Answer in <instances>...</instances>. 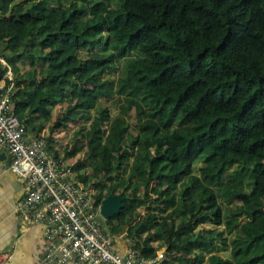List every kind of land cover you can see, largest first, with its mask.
Wrapping results in <instances>:
<instances>
[{"label":"trees","instance_id":"trees-1","mask_svg":"<svg viewBox=\"0 0 264 264\" xmlns=\"http://www.w3.org/2000/svg\"><path fill=\"white\" fill-rule=\"evenodd\" d=\"M66 1L0 0V75L9 65L27 130H47L53 149L54 132L83 119V141L56 151L86 147L73 170L99 186L96 203L122 195L105 229L138 255L164 247L158 264H264V0ZM116 94L127 102L105 131L91 109ZM131 108L141 122L125 142ZM175 118L190 126L177 131ZM207 221L224 228L196 230Z\"/></svg>","mask_w":264,"mask_h":264},{"label":"built area","instance_id":"built-area-1","mask_svg":"<svg viewBox=\"0 0 264 264\" xmlns=\"http://www.w3.org/2000/svg\"><path fill=\"white\" fill-rule=\"evenodd\" d=\"M0 62L6 63L2 57ZM14 76L10 66L0 75V152L9 159L3 171L23 181L24 194L16 204L27 222L43 223V260L47 264H158L164 247L145 257L132 251L121 254L105 229L93 185L75 175L68 159L48 146L43 134H29L13 110ZM11 251L0 250V264Z\"/></svg>","mask_w":264,"mask_h":264},{"label":"crops","instance_id":"crops-1","mask_svg":"<svg viewBox=\"0 0 264 264\" xmlns=\"http://www.w3.org/2000/svg\"><path fill=\"white\" fill-rule=\"evenodd\" d=\"M8 159L5 151L0 157V250L11 251V256L4 264H47L42 258L43 223H27L19 215L16 204L24 194V185L15 173L1 169ZM133 244L124 233L112 236V245L121 254L136 253Z\"/></svg>","mask_w":264,"mask_h":264},{"label":"rangeland","instance_id":"rangeland-1","mask_svg":"<svg viewBox=\"0 0 264 264\" xmlns=\"http://www.w3.org/2000/svg\"><path fill=\"white\" fill-rule=\"evenodd\" d=\"M69 2L68 0L66 1V3ZM74 53L78 56H82L83 58H88L91 54V52H87L84 50H74ZM124 63H125V57H121L116 61V69L113 71L115 76L120 75V72L122 71L123 67H124ZM127 102L122 96L120 95H113V96H101L99 103L95 106V108L91 109V112L93 114L96 113H102L103 114V123H102V128L106 131L109 128V122L110 120L120 114V110H121V105L122 103ZM65 105V102L62 104H57L54 108L53 111V117L51 119V121H54L61 113H62V109L63 106ZM123 117L126 119L127 123H128V133L124 136V140L125 142H129L130 139L132 138V136L138 131V126L141 122V120L139 119V117L136 114V109L131 108L129 109L124 115ZM83 123V119L82 118H77L75 120H68L67 123L63 126H60V128H58L56 131L54 132V147L53 151H55L58 155L63 156L65 159H68L69 162L71 164H74L76 162V160L78 159H84L85 154H84V150L86 147H83L81 150L79 151H75V153L69 157H66L65 154V150H62L61 153H58L56 150H58L59 147H65L67 149H70L71 146H73L76 142L78 141H83L81 135L79 134L78 130L80 125ZM170 127L175 128L177 131L179 132H183V130L185 128H188V126H190L189 122H185L183 120L180 119H173L170 121L169 123ZM48 131L46 130L45 132H43L42 134L45 136V138L47 139V135H48ZM124 142V144H125ZM48 146H49V142H48ZM179 157H182L181 154ZM231 169V167L228 166H224L222 168V173H225L226 170ZM90 171V166L86 165V167L84 168V172H89ZM99 187V186H98ZM98 187L97 186H93V190L94 191H98ZM240 204L241 201L239 199H234L232 202H221L222 208L224 210V213L226 211L232 210L234 204ZM243 217H240V220H242ZM224 228L222 224L220 225H216L215 223H212L210 221H207L205 223L199 224L196 227V230H202V232L208 228ZM226 236V249L225 250H220L221 254L225 255L226 258H229L230 256L229 254V248H230V235L228 233H225ZM216 244L220 245L221 241L220 238L217 237L216 238Z\"/></svg>","mask_w":264,"mask_h":264},{"label":"water","instance_id":"water-1","mask_svg":"<svg viewBox=\"0 0 264 264\" xmlns=\"http://www.w3.org/2000/svg\"><path fill=\"white\" fill-rule=\"evenodd\" d=\"M5 155V151L0 152V157ZM122 195L117 193H109L100 201V212L105 218H109L119 211L121 206Z\"/></svg>","mask_w":264,"mask_h":264}]
</instances>
